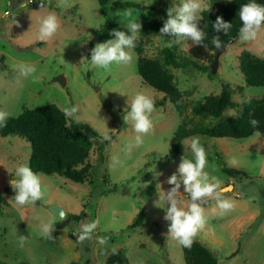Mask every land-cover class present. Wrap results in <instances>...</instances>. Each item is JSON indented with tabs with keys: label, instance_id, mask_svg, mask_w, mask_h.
<instances>
[{
	"label": "rangeland",
	"instance_id": "obj_1",
	"mask_svg": "<svg viewBox=\"0 0 264 264\" xmlns=\"http://www.w3.org/2000/svg\"><path fill=\"white\" fill-rule=\"evenodd\" d=\"M27 1L0 0V111L16 116L23 108L46 103H55L60 109L75 105L79 120L99 135L107 133L111 138L95 141L81 164L92 165L90 180L74 182L58 174L37 173L44 196L33 205L21 206L14 202L16 193L10 181L15 178L18 164H28L30 145L17 135L0 136V264H105L117 250L124 252L129 264H184L181 245L170 237L171 222L164 218L167 205L159 207L158 192L159 187L164 191L172 187L166 181L177 172L182 156L193 158L185 143L192 137H199L205 147L209 161L205 171L217 177L222 186L231 184L233 191L225 195L235 201L234 208L223 215L213 212L215 200L201 204L207 219L195 237L214 252L218 264H264V138L258 139L254 133L242 138L194 134L181 140L174 159L167 158L177 126L183 124L191 129L219 120L194 114L191 106L207 95L218 96L222 83L230 85L236 101L264 93L261 87L246 85L238 67L243 49L264 58V25L252 40L230 41L211 76L193 67L169 66L184 96V106L176 109L161 92L142 83L137 61L139 57L162 60V49L170 43L175 45L172 51L177 60L188 54L194 43L191 38L161 33L160 29L147 35L141 33L143 25L157 17L150 7L170 2L175 11L183 0H120L145 6L124 9H114L111 2L100 5L97 0H43L44 7L38 8L32 3L41 0L26 4ZM211 1L203 3L208 5ZM49 13L57 16L59 27L52 37L42 40L39 23ZM136 18L142 25L137 39L143 44L140 54L132 49L130 62L113 64L109 69L97 68L84 60L90 59V47L111 40L101 36L103 27L110 30L119 24L127 28L128 22ZM20 64L33 65L37 71L23 77L18 70ZM58 75H63L64 86L55 80ZM138 92L155 100L153 128L143 135L144 143L130 152L136 133L123 116ZM236 114L235 109L227 108L222 118ZM114 158L123 161V165H116ZM233 158L235 165L231 163ZM221 165L241 169L245 176L232 178L221 171ZM179 190L186 205L188 197L182 184ZM49 204L60 206L65 218H56L48 210ZM139 210L145 212L144 220L127 228ZM69 213L81 215V219L71 222ZM92 220L99 221L92 238L78 242L76 230L82 222ZM42 222H53L52 230L63 225L77 241L79 258H74L70 248L68 253L62 252L45 238L40 230ZM98 235H107L108 242L98 244ZM21 238L25 239L22 246Z\"/></svg>",
	"mask_w": 264,
	"mask_h": 264
},
{
	"label": "trees",
	"instance_id": "obj_2",
	"mask_svg": "<svg viewBox=\"0 0 264 264\" xmlns=\"http://www.w3.org/2000/svg\"><path fill=\"white\" fill-rule=\"evenodd\" d=\"M97 2L100 5L111 2L114 9L145 7L131 1L97 0ZM247 2L248 0H229L227 2L212 0L208 4L210 8L201 11V18L197 24V27L205 32L203 42L193 43L188 49V54L180 60H177L172 51L175 48L174 43L163 47L162 60L139 57L137 73L142 83L161 92L176 109H181L184 106V96L168 67H193L200 71H207L208 76H211L210 64L217 50L212 45L211 40L217 37L222 43L229 38L233 41L238 38V29L241 26L239 8ZM256 2L264 4V0H256ZM150 9L157 14V17L158 15L161 17H153L148 20L141 29L143 35L163 27L167 19V10L172 8L170 2H162L159 6L150 7ZM217 17H220L222 23L232 24L227 34L223 28L217 31L213 27ZM114 30L127 31V28L119 24L111 26L110 30L103 27L101 36L113 39L112 32ZM142 46V42L136 41L134 49L138 54L141 53ZM90 49L88 54H90ZM238 67L246 85L261 87L264 90V58L257 57L249 50L243 49L239 54ZM241 88L242 86L238 87L240 90ZM227 108L235 109L237 114L222 118V114ZM191 110L201 117H212L219 120L211 125H199L191 129L183 124L177 126L174 130L175 141L167 154L169 160L174 159L177 155L181 140L194 134L211 137H248L256 131L249 124L250 119L253 118L259 121L257 127L261 133H264V93L257 98L249 97L236 101L232 99L230 85L222 83L218 96L212 94L205 96L202 100L194 102ZM8 135H17L28 141L31 149L28 165L34 173L58 174L74 182L90 180L92 165L81 164L85 162L93 143L102 139V136L86 122L81 120L76 122L66 118L62 109L55 103H46L34 108H23L16 116H9L5 126L0 127V136ZM220 169L232 178L245 176V172L241 169L230 168L225 165H221ZM2 202L3 193L0 189V214ZM144 216L145 212L139 210L127 228L141 224ZM80 219L81 215L68 214V220L71 222ZM69 221L68 223H70ZM181 250L184 264H218L214 252L197 237H194L190 248L181 246ZM105 264H129V261L123 251L117 250L107 257Z\"/></svg>",
	"mask_w": 264,
	"mask_h": 264
},
{
	"label": "clouds",
	"instance_id": "obj_3",
	"mask_svg": "<svg viewBox=\"0 0 264 264\" xmlns=\"http://www.w3.org/2000/svg\"><path fill=\"white\" fill-rule=\"evenodd\" d=\"M42 7L43 0H41ZM41 7V8H42ZM210 7L203 3V0H183V2L173 11L167 10V19L160 28L161 33L176 34L180 38H191L194 43H202L205 32L197 27L196 20L202 10H208ZM239 20L241 26L238 29V38L241 41H249L257 36L261 26L264 25V4H259L256 0H248L239 8ZM59 27L58 18L55 14L49 13L44 16L39 23L38 34L40 39L52 37ZM142 25L137 18L130 20L127 24V31L112 32L114 39L97 43L90 49V59H84L91 65L100 69H109L113 64L128 63L132 60L131 51L136 47V41L140 35L139 29ZM213 27L219 31L224 29L227 34L232 24L221 22L217 17ZM212 45L218 50L221 49V41L214 37L211 40ZM18 70L21 76H32L36 71V67L28 64H20ZM155 111V100L152 96L144 93H136L128 104L127 111L123 116L126 123H130L132 130L136 133L132 143L130 144V152L133 147H140L143 143V135L149 133L153 128L151 119L152 113ZM77 106L71 105L62 108L63 115L73 121L79 122ZM235 114V113H234ZM9 113L0 111V127L5 126ZM249 124L256 129L254 135L260 139L264 137L258 129L259 121L255 118L250 119ZM110 135L105 133L102 140H110ZM191 151L193 158H185L182 156L177 167V172L170 175L167 184L171 185L168 190L164 191L159 187V207H166L165 219L171 223L168 226L170 237L176 240L179 245L190 248L194 237L198 231L204 228L206 224L205 208L201 204L208 199L216 201V207L213 212L223 215L232 210L235 201L225 195L232 192L231 184L221 185V181L215 176H210L205 171L206 165L209 163L205 147L201 144L199 137H192L185 140ZM116 165H123V161L114 158ZM231 163L235 165L236 159H232ZM157 176L161 173H156ZM15 178L10 181L11 188L15 191L14 202L18 205H33V202L40 201L44 196L42 189V181L39 174L34 173L27 163L18 164L15 168ZM183 185L184 193L187 194L188 203L185 205L181 197L183 196L179 189ZM199 202V203H198ZM217 210H219L217 212ZM66 214L64 210L58 212L59 220H63ZM56 217V216H55ZM57 218V217H56ZM99 221L82 222L77 232V241L84 242L92 238V233L97 229ZM53 222H42L40 230L45 238H52L51 232ZM25 239L21 238V246ZM107 235L97 236L96 241L100 245L108 242Z\"/></svg>",
	"mask_w": 264,
	"mask_h": 264
},
{
	"label": "crops",
	"instance_id": "obj_4",
	"mask_svg": "<svg viewBox=\"0 0 264 264\" xmlns=\"http://www.w3.org/2000/svg\"><path fill=\"white\" fill-rule=\"evenodd\" d=\"M59 228L58 229H54L51 232V237L49 238L51 239L54 244L62 251L65 253L69 252V248H70V252L71 254L74 256V258L80 256V251L78 249L77 246V241L75 239H73V237L68 233H66L63 225L59 224ZM77 258V259H78Z\"/></svg>",
	"mask_w": 264,
	"mask_h": 264
},
{
	"label": "water",
	"instance_id": "obj_5",
	"mask_svg": "<svg viewBox=\"0 0 264 264\" xmlns=\"http://www.w3.org/2000/svg\"><path fill=\"white\" fill-rule=\"evenodd\" d=\"M40 5H42L41 2H33V3H32V6H33L34 8H38ZM230 41H232V39H230V38L224 40V41L221 43V45H222V46H221V49L216 50L215 55H214V59H213L212 63L210 64L211 73H215L216 68H217V65H218L219 57H220L221 53L225 50L226 46L228 45V43H229ZM55 80L58 81L59 84H60L61 86H64V85H65V81H64V77H63V75H58V76L56 77ZM179 192H180V190H179ZM48 210H49L53 215H55V216L58 217V212H59L60 210H63V209H62L60 206L56 205V204H49V205H48Z\"/></svg>",
	"mask_w": 264,
	"mask_h": 264
},
{
	"label": "built area",
	"instance_id": "obj_6",
	"mask_svg": "<svg viewBox=\"0 0 264 264\" xmlns=\"http://www.w3.org/2000/svg\"><path fill=\"white\" fill-rule=\"evenodd\" d=\"M31 2H33V0H28L26 4H29ZM5 13H7V12H5Z\"/></svg>",
	"mask_w": 264,
	"mask_h": 264
}]
</instances>
